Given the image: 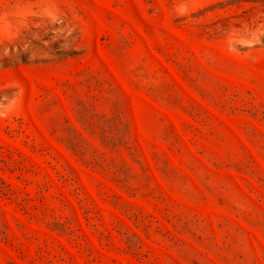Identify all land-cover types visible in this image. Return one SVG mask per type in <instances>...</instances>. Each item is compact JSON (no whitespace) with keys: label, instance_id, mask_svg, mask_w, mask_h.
Returning <instances> with one entry per match:
<instances>
[{"label":"rangeland","instance_id":"374dc122","mask_svg":"<svg viewBox=\"0 0 264 264\" xmlns=\"http://www.w3.org/2000/svg\"><path fill=\"white\" fill-rule=\"evenodd\" d=\"M0 264H264V0H0Z\"/></svg>","mask_w":264,"mask_h":264}]
</instances>
